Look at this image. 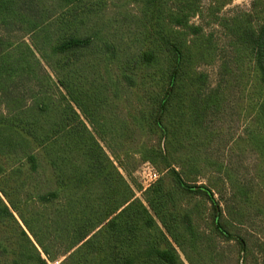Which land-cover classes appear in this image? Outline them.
I'll list each match as a JSON object with an SVG mask.
<instances>
[{"label":"trees","instance_id":"1","mask_svg":"<svg viewBox=\"0 0 264 264\" xmlns=\"http://www.w3.org/2000/svg\"><path fill=\"white\" fill-rule=\"evenodd\" d=\"M129 2L137 12L108 13V0H0V264H186L180 252L212 264V235L229 236L234 220L223 218L217 185L191 183L205 167L232 190V211L257 208L208 156L225 92L198 69L214 54L190 23L202 0ZM234 34L264 79V21ZM262 90L256 126L240 140L264 167ZM133 92L143 97L128 108ZM136 134L146 138L126 153L163 172L143 200L102 144L120 159ZM207 201L213 223L201 231Z\"/></svg>","mask_w":264,"mask_h":264},{"label":"rangeland","instance_id":"2","mask_svg":"<svg viewBox=\"0 0 264 264\" xmlns=\"http://www.w3.org/2000/svg\"><path fill=\"white\" fill-rule=\"evenodd\" d=\"M108 3L110 4L108 13L117 10L126 11V9L131 12L137 10L136 6L131 2L127 3V0H108ZM201 5L202 9L191 18L190 23L201 26L203 32L212 38L214 54L208 62L200 64L198 69L208 75L210 88L221 83L225 92L224 109L214 114L213 125L218 128V137L208 150V156L217 159L227 167L229 170L227 175L231 180L240 182L252 190L254 197L258 198L257 208L254 207L255 212L252 215L249 213L244 216L241 214L244 213L242 208H238V212L236 208L232 211L230 206L233 202V192L228 185L224 187L215 179L217 176L215 173L218 172L209 171L211 168L205 167L204 174L206 175L199 176L191 183L217 185L213 191L215 200L217 203L220 202L219 207L223 211V218L232 222L234 220L233 225L225 224L229 236L217 233L212 235L217 241L216 253L218 254L212 264H264V167L259 164L260 159L257 152L240 140L246 135L248 127L256 126L254 120L262 102L264 79L260 70L254 65L250 48L240 46L234 34L240 27L255 29L264 21V0H231L225 6H219L216 0H202ZM0 33H2L1 29ZM7 36L15 41L20 39L29 41L28 36L24 38L21 33ZM53 78L55 80V76ZM128 95L129 101L126 103L128 108L135 106L140 96L143 97L142 93L138 95V92ZM133 114L135 115V110ZM136 135L134 144H127L124 148L117 150L121 155L120 159L112 154L104 143L102 144L121 173L132 184L136 198L143 200L144 192L149 188L143 181L141 173L143 164L149 162L158 171L159 178L163 172L150 161H142L139 154L126 153L136 151L141 145H137L139 140L143 142L146 138L142 134L141 136ZM196 201L197 198L194 197L193 202ZM228 204L229 207H227ZM253 206L254 204L251 205L252 208ZM202 211L204 212H202L203 220L200 222V230L209 231L213 223V203L204 202ZM180 253L186 264H189L184 254ZM61 260L63 259L48 262L59 264Z\"/></svg>","mask_w":264,"mask_h":264},{"label":"built area","instance_id":"3","mask_svg":"<svg viewBox=\"0 0 264 264\" xmlns=\"http://www.w3.org/2000/svg\"><path fill=\"white\" fill-rule=\"evenodd\" d=\"M141 173L146 187H150L152 184H154L160 176L158 171H156V169L149 162L143 164Z\"/></svg>","mask_w":264,"mask_h":264}]
</instances>
